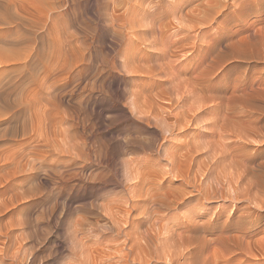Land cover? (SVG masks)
I'll return each instance as SVG.
<instances>
[{
	"label": "rangeland",
	"instance_id": "1",
	"mask_svg": "<svg viewBox=\"0 0 264 264\" xmlns=\"http://www.w3.org/2000/svg\"><path fill=\"white\" fill-rule=\"evenodd\" d=\"M15 2L0 264H264V0Z\"/></svg>",
	"mask_w": 264,
	"mask_h": 264
},
{
	"label": "bare ground",
	"instance_id": "2",
	"mask_svg": "<svg viewBox=\"0 0 264 264\" xmlns=\"http://www.w3.org/2000/svg\"><path fill=\"white\" fill-rule=\"evenodd\" d=\"M4 2V3H3ZM2 2V5H0L2 8H3V10H7V11H9V9L11 8L12 10H14L15 9V12H12V13H10V11H9V13L8 14H10V17H11V19H14L17 23V25H23L24 24V22H25V20L23 19V15L21 14V12H18L17 11V5H16V2H15V0H4ZM12 5H13V7H12ZM14 8V9H13ZM20 11V10H19ZM13 14V15H12ZM6 16V15H5ZM26 18V17H25ZM28 20V19H27ZM26 20V21H27ZM29 22V21H28ZM12 23V22H11ZM27 24V23H26ZM31 24V23H30ZM15 27H16V25H15ZM26 30V29H25ZM35 34V33H34ZM9 86V85H8ZM11 86V85H10ZM9 86V87H10ZM14 86V85H13ZM12 86V87H13ZM18 88V87H17ZM5 89V88H4ZM3 89V90H4ZM11 90L13 91V89L11 88ZM10 90V91H11ZM5 91V90H4ZM4 91H0V92H4ZM3 95V94H2ZM1 96V95H0ZM5 98V97H4ZM6 100V99H5ZM131 184V183H130ZM133 188V187H132ZM126 200V199H125ZM135 205V204H134ZM113 224V223H112ZM163 233V232H162ZM262 241V240H261ZM263 241H264V239H263ZM258 242V241H257ZM256 242V243H257ZM255 243V242H254ZM260 243H262V242H260L259 241V245H260ZM250 244V243H249ZM263 244V243H262ZM257 245V244H256ZM258 246V245H257ZM260 247V246H259ZM260 250H263V249H260ZM264 252V251H263ZM127 255H129L128 253H126V256ZM231 261H233L232 259H229V258H227V260L223 263V264H232L233 262H231ZM127 263V260H126V262L125 263H123V264H126ZM241 263V262H240ZM239 263V264H240ZM117 264H119V262L117 263ZM219 264V263H218ZM222 264V263H221ZM238 264V263H237ZM241 264H244V263H241ZM246 264H248V263H246Z\"/></svg>",
	"mask_w": 264,
	"mask_h": 264
}]
</instances>
